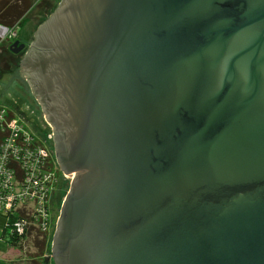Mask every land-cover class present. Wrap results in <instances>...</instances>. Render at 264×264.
I'll use <instances>...</instances> for the list:
<instances>
[{
	"label": "water",
	"instance_id": "1",
	"mask_svg": "<svg viewBox=\"0 0 264 264\" xmlns=\"http://www.w3.org/2000/svg\"><path fill=\"white\" fill-rule=\"evenodd\" d=\"M10 50L70 179L54 264H264V0H60Z\"/></svg>",
	"mask_w": 264,
	"mask_h": 264
},
{
	"label": "built area",
	"instance_id": "2",
	"mask_svg": "<svg viewBox=\"0 0 264 264\" xmlns=\"http://www.w3.org/2000/svg\"><path fill=\"white\" fill-rule=\"evenodd\" d=\"M16 34V30L0 24L3 39ZM51 160L56 166L49 147L7 107L0 105V216L4 219L3 228H11L19 235L32 232L34 228L44 232L52 230L49 226L53 221L51 202L57 170L56 167L51 169Z\"/></svg>",
	"mask_w": 264,
	"mask_h": 264
},
{
	"label": "rangeland",
	"instance_id": "3",
	"mask_svg": "<svg viewBox=\"0 0 264 264\" xmlns=\"http://www.w3.org/2000/svg\"><path fill=\"white\" fill-rule=\"evenodd\" d=\"M59 1L60 0H37L36 4L28 14V23H26L24 26L18 27L16 35L6 36L5 39L0 37V105L7 107L16 118L20 119L34 134H36L42 143L47 141L46 144L54 155L55 152L52 141H50V139H45L51 134V128L49 125H47L46 121L43 120L42 110L38 108L37 105H34L32 101L26 100V98L19 92L17 87L19 84L17 81H20V79L29 86L28 82L24 79L20 72V61L25 50L19 53H14L10 50V45L13 41L18 39L21 42H25L28 46L33 39V34L37 26L49 16ZM28 90L31 92L30 86L28 87ZM50 156L52 157L53 155L50 154ZM60 179L59 185L55 190V192L58 193V195H56L58 214L70 184V179L67 178L63 173L60 176ZM53 197L54 193L52 194L51 203H53ZM58 214L56 216V220ZM53 215L54 214H52V218ZM1 217L2 216H0V264H28V261L33 259L36 252L38 251L35 236L37 235L38 237L39 233L41 234L45 232L34 228L32 230V234L25 242L23 251L20 252L18 249L7 243L9 234H7L2 239L1 236H3L2 229L4 225V219ZM56 220L52 226V230L47 234V248L43 258L45 264H54L51 251V242Z\"/></svg>",
	"mask_w": 264,
	"mask_h": 264
},
{
	"label": "trees",
	"instance_id": "4",
	"mask_svg": "<svg viewBox=\"0 0 264 264\" xmlns=\"http://www.w3.org/2000/svg\"><path fill=\"white\" fill-rule=\"evenodd\" d=\"M37 0H0V24H4L8 26L9 28L16 30L20 26H24L29 21V12L36 4ZM14 20V21H13ZM15 22V23H14ZM14 23V24H13ZM17 38V37H15ZM47 141H44L43 144H46ZM55 163V161H53ZM50 165H52V160ZM57 170L56 180H55V186H54V192L57 188L58 184V176L61 174V170L57 165H52L51 169ZM53 191V190H52ZM52 214L53 215V221L50 224L49 228L54 225L56 216L58 214V204L53 201L51 204ZM52 225V226H51ZM50 233V231L45 232L44 234H38L35 236L36 238V245L38 247V251L36 252L33 259L28 261V264H45L43 261L45 250L47 248V234ZM8 235L7 243L10 244L12 247H15L17 249H23L25 246V242L27 238L32 234L31 231L28 233H24L22 235H19L17 232H12L11 228H7L6 226L3 228V238ZM40 236V237H39Z\"/></svg>",
	"mask_w": 264,
	"mask_h": 264
},
{
	"label": "flooded vegetation",
	"instance_id": "5",
	"mask_svg": "<svg viewBox=\"0 0 264 264\" xmlns=\"http://www.w3.org/2000/svg\"><path fill=\"white\" fill-rule=\"evenodd\" d=\"M17 82L19 83L18 86H17L18 87V90L22 94V96H24L26 98V100L32 101L34 103V105H37V107L40 108V106H39L38 102L36 101L35 97L33 96L32 92H30V90H28V87L29 86L23 80H21V79H20V81L18 80ZM42 118H43V115H42ZM43 120H44V118H43ZM45 139H47V140L50 139V141H52V143H53V140H52V138H50V135H49V137H47ZM54 157H55V155H54ZM55 160H56V158H55ZM61 175H62V173L58 176V184H57V187H58L59 182L61 180L60 179V176ZM56 195H58V193L57 192H54V197H53V201L54 202H56V199H57L56 198Z\"/></svg>",
	"mask_w": 264,
	"mask_h": 264
},
{
	"label": "bare ground",
	"instance_id": "6",
	"mask_svg": "<svg viewBox=\"0 0 264 264\" xmlns=\"http://www.w3.org/2000/svg\"><path fill=\"white\" fill-rule=\"evenodd\" d=\"M37 101V100H36ZM44 118V117H43ZM57 163V162H56ZM20 252H22L23 251V249L21 250V249H18Z\"/></svg>",
	"mask_w": 264,
	"mask_h": 264
},
{
	"label": "crops",
	"instance_id": "7",
	"mask_svg": "<svg viewBox=\"0 0 264 264\" xmlns=\"http://www.w3.org/2000/svg\"><path fill=\"white\" fill-rule=\"evenodd\" d=\"M19 251V250H18Z\"/></svg>",
	"mask_w": 264,
	"mask_h": 264
}]
</instances>
